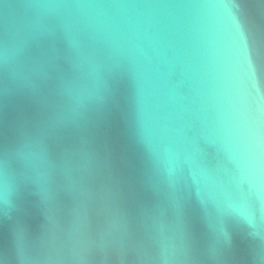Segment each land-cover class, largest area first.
Masks as SVG:
<instances>
[{
  "label": "water",
  "instance_id": "95a60500",
  "mask_svg": "<svg viewBox=\"0 0 264 264\" xmlns=\"http://www.w3.org/2000/svg\"><path fill=\"white\" fill-rule=\"evenodd\" d=\"M0 264H264V0H0Z\"/></svg>",
  "mask_w": 264,
  "mask_h": 264
},
{
  "label": "clouds",
  "instance_id": "9594fccd",
  "mask_svg": "<svg viewBox=\"0 0 264 264\" xmlns=\"http://www.w3.org/2000/svg\"><path fill=\"white\" fill-rule=\"evenodd\" d=\"M42 7L48 8L51 7V5H43Z\"/></svg>",
  "mask_w": 264,
  "mask_h": 264
}]
</instances>
